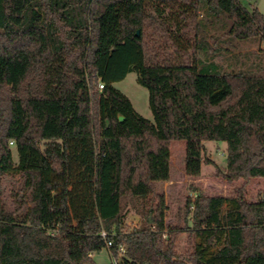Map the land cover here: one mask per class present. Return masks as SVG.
<instances>
[{
	"label": "trees",
	"instance_id": "16d2710c",
	"mask_svg": "<svg viewBox=\"0 0 264 264\" xmlns=\"http://www.w3.org/2000/svg\"><path fill=\"white\" fill-rule=\"evenodd\" d=\"M173 9L177 29L163 17ZM255 39L264 14L240 0H0V264H97L103 249L119 264H264V196L199 195L184 225H169L157 191L174 140L186 141L190 177L212 163L204 142L224 141L228 180L264 179V66L211 59L220 43ZM132 71L154 121L114 86ZM14 171L12 209L3 178ZM128 197L144 219L126 230Z\"/></svg>",
	"mask_w": 264,
	"mask_h": 264
},
{
	"label": "rangeland",
	"instance_id": "374dc122",
	"mask_svg": "<svg viewBox=\"0 0 264 264\" xmlns=\"http://www.w3.org/2000/svg\"><path fill=\"white\" fill-rule=\"evenodd\" d=\"M242 5L251 9L257 7L264 14V0H240ZM172 23L174 29H177V19H180L177 9L172 11L166 10L164 16ZM197 19L204 20L211 26L215 23V33H220L222 30L221 21H215L212 16L207 14L204 10L198 12ZM210 43L213 39L209 38ZM220 48L219 52H215L211 59L220 63L225 71L238 69H256L258 65L264 66V40H246L235 41L233 44L220 43L215 46ZM202 57L205 58L203 54ZM100 82H98V86ZM116 89L127 96L132 102L135 110L143 117L154 121V116L150 108L149 90L141 85L137 79L135 71L130 72L123 80L114 83ZM100 87V86H99ZM13 150V157L15 162H18V152L14 144H11ZM204 156L206 159L212 161L211 164H203L201 175L198 177H190L185 171V155H186V141L174 140L171 142V178L167 182L159 183L157 191L165 198L166 204V223L173 225L180 222L185 223V213L187 211V201L190 199L193 204L199 195H224L228 197H236L242 192L244 197L248 200L255 201L264 196V179L263 178H240L230 181L226 178L227 165V143L224 141H205L204 142ZM23 177L18 172H11L4 176V195L3 202L8 208H15L20 202L22 194ZM125 211L127 212V219L124 229H133L139 227L143 223L144 216L140 214L142 211V203L139 200L133 201L130 197L126 198ZM229 208L225 204L223 211ZM194 205L191 206V210ZM192 214L190 215V219ZM149 222H154V215L148 216ZM191 224V222H190ZM187 234L183 233L179 236L178 247L183 250L187 246ZM193 243L205 242L198 236L192 237ZM220 245H214L211 251H215ZM97 264H112L110 252L103 249L100 253L94 255Z\"/></svg>",
	"mask_w": 264,
	"mask_h": 264
},
{
	"label": "built area",
	"instance_id": "2783aa9c",
	"mask_svg": "<svg viewBox=\"0 0 264 264\" xmlns=\"http://www.w3.org/2000/svg\"><path fill=\"white\" fill-rule=\"evenodd\" d=\"M99 86H100V89L104 88V84L102 82H100ZM102 236H104V237L106 236V232L105 231L102 232ZM110 246H111V242H108L107 243V247L109 248ZM122 252H123V249L121 248L120 249V253H122ZM111 258H112V264H119L118 259L116 257L111 255Z\"/></svg>",
	"mask_w": 264,
	"mask_h": 264
},
{
	"label": "water",
	"instance_id": "95a60500",
	"mask_svg": "<svg viewBox=\"0 0 264 264\" xmlns=\"http://www.w3.org/2000/svg\"><path fill=\"white\" fill-rule=\"evenodd\" d=\"M125 117L123 115H119V120L124 121ZM150 221V220H149Z\"/></svg>",
	"mask_w": 264,
	"mask_h": 264
}]
</instances>
